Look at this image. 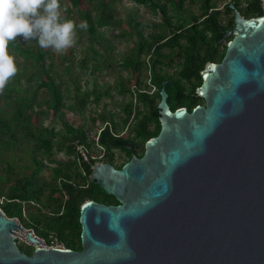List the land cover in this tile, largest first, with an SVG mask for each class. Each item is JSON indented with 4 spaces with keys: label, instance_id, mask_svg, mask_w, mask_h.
Instances as JSON below:
<instances>
[{
    "label": "water",
    "instance_id": "1",
    "mask_svg": "<svg viewBox=\"0 0 264 264\" xmlns=\"http://www.w3.org/2000/svg\"><path fill=\"white\" fill-rule=\"evenodd\" d=\"M231 33L202 72L204 104L172 110L164 81L144 154L93 164L91 180L119 204L83 203L82 248L40 247L0 210V264H264V15L236 10Z\"/></svg>",
    "mask_w": 264,
    "mask_h": 264
},
{
    "label": "trees",
    "instance_id": "2",
    "mask_svg": "<svg viewBox=\"0 0 264 264\" xmlns=\"http://www.w3.org/2000/svg\"><path fill=\"white\" fill-rule=\"evenodd\" d=\"M133 1L149 6L154 13L160 11L165 18L166 24L172 30L169 35L162 31L151 33L149 37H146L142 31L138 30L137 26L134 27L135 32L139 35V41L135 46L136 54L127 57L123 64L134 73H139L143 68L149 69L150 80L156 86V92L150 93L144 87L145 84L140 78L137 80L136 84L138 85L134 91L122 82L121 93H129L131 99L124 105L125 116L122 119L121 128L123 129L130 124V133L132 135L129 137L120 135L121 132L115 123L113 114L101 116L105 126L100 129L101 132L97 143L105 149L104 159H101L111 163H114V149H123L129 160L133 154H142L143 152L140 153L138 148L142 146L144 149L146 142L160 132L161 122L159 120L160 110L158 104L161 100L160 92L164 81H167L168 103L172 110L180 107H189L190 110H193L204 102V98L198 93V88L203 83L202 72L208 62L222 61L227 50V44L222 43L220 40L224 37L227 30L234 28L236 10L246 17L264 15L262 0H233L225 5L224 13L231 15L227 23L223 24L220 19L223 11L213 6L212 0H205L202 5L203 11L200 15H193L191 22L186 23L183 20L177 25H173L166 3L163 4L160 0ZM171 1L173 9L177 10L176 4L180 8L183 7L184 0ZM71 2L78 9L83 20L86 19L88 21L89 27L87 30L91 36L96 32L95 23L102 26L109 22L105 15L107 1L101 0L99 2L102 14L96 20L92 17L91 11H83L81 9L82 0H71ZM232 3L236 5L235 8L231 6ZM243 4L244 6H242ZM8 48L19 52L27 59L34 60V65L38 69L29 74V80L37 78V81H39L38 88L45 87L48 90L50 95V98L46 101L48 109L53 110L57 114L64 104L63 92L60 85L56 82L55 75L47 67V51L43 50L42 47L36 50L30 44L25 47L16 39L10 42ZM165 48L171 51L168 53L164 52ZM146 54L151 55L148 62L141 58ZM174 57L181 59L178 63L180 66L178 78H174L163 71L164 67ZM79 89L76 99L80 109L83 110L86 108L91 96L97 92V89L83 92H80ZM4 90H6V97L13 98L12 91L15 88L11 89L10 85L6 84ZM29 90L33 92L32 97L27 94L24 97L17 95L15 99V111L12 120L21 129L13 127L10 120L2 119L0 116L2 132L10 134L12 139L7 145L11 146L16 143L18 140L17 134L22 133L21 136L24 138L37 141L36 154L43 150L44 153L52 156L55 148L54 137L61 136L58 142L59 148L65 150L68 155L73 156V159L63 161L51 159L52 162L57 163V167L53 168L52 173L54 183H40L39 174L45 165L42 159L39 160L36 154L33 155L34 170L31 175L26 174L15 179V182L8 187L6 195L0 189V197L5 196L6 198L4 203H0V207H2L7 216L18 217L25 228L34 229L38 236L49 239L51 234H55L65 243L67 248L80 250L82 248L80 215L83 203L89 199L103 203H119V201L113 195L107 194L100 185L91 180L92 166L101 159H98V155H93L94 153L89 150L92 145L82 128L74 127L66 122L64 131L55 132L54 130H49L50 136L36 133V130L32 128L33 121L29 110L34 108L37 91L33 90L32 87ZM3 91H0V93H3ZM134 94H136L139 103L142 104L141 107L134 106ZM98 97L99 94L96 98ZM39 105L41 106L42 104L40 103ZM41 112L44 111L42 110ZM92 142L95 143L96 139H92ZM78 145L84 146L87 150L89 160H85L82 153L78 151ZM48 186L51 189L50 193L44 197L45 189ZM55 193H59V196L54 197ZM25 204H38L50 210L45 213L41 212L42 214H31L29 218H26L23 214ZM21 249L29 254L32 253L22 247Z\"/></svg>",
    "mask_w": 264,
    "mask_h": 264
},
{
    "label": "rangeland",
    "instance_id": "3",
    "mask_svg": "<svg viewBox=\"0 0 264 264\" xmlns=\"http://www.w3.org/2000/svg\"><path fill=\"white\" fill-rule=\"evenodd\" d=\"M105 1L108 2L105 15L109 19V22L102 26L95 23L96 32L93 36H91L87 29H77V40L72 47L62 52L56 51L51 47L43 48V50L47 51V67L55 75L56 82L60 85L63 92L64 104L57 114L53 110L48 109L46 103L50 98L48 90L45 87L38 88L39 81H37V78L29 80V74L38 69L34 65V60L27 59L12 48H8V50L15 56L18 72L9 79L7 84L10 85L11 89L15 88L12 91L13 98L6 97V90L4 89L3 93H0V116L2 119L10 120L13 127L21 129L12 120L15 111V99L17 95L24 97L27 94L32 97L33 92L29 90L32 87L37 92L34 108L29 110V112L32 115V128L36 130V133L38 135L46 134V136H50L49 130H54L55 132L64 131L66 122H68L74 127L82 128L86 132L88 141L92 145L89 150L94 153L93 155H98V159L99 157L103 158L105 153V149L97 143L101 132L100 129L105 126V122L101 119L102 115L109 116L113 114L115 116V123L121 132L120 135L124 137L132 135L130 133V124L123 129L121 128V122L125 116L124 105L131 99L129 93H121L122 82L134 91L138 85L136 84L137 80L140 78L145 84L144 87L150 93L154 92L149 69L143 68L139 73H134L123 64L127 57L136 54L135 46L139 41V35L135 32L134 27L137 26L138 30L142 31L146 37H149L151 33L162 31H165L169 35L172 30L166 24L161 12L154 13L147 5L136 3L133 0ZM232 1L212 0L213 6L223 11L220 16L223 24L227 23L231 15L224 13L225 5ZM99 2L101 0H82L81 9L83 11H91L92 17L96 20L102 14ZM160 2L168 5L171 21L173 25H177L183 20L186 23L191 22L193 15H200L203 11L202 5L205 0H184L183 7L180 8L176 4L177 10L173 9L171 0H160ZM61 6L65 17L75 20L77 24L83 20V17L71 0H61ZM138 23L140 24L137 25ZM232 37L233 33L226 37L223 43L228 45ZM16 40L25 47L30 44L36 50L40 48L36 39L25 40L21 36L17 37ZM170 51L168 48L164 49V52L168 53ZM172 53L174 54L173 51ZM150 56L146 54L141 58L148 62ZM179 61L181 59L174 57L164 67L163 71L174 78H178ZM78 88H80V92L97 89V92L91 96L90 101L83 110L80 109L76 99ZM98 94L99 97L96 98ZM133 102L135 107L142 106L137 100L136 94H134ZM40 103L42 104L41 106L39 105ZM21 134H17L18 140L16 143L8 146L7 143L12 140L10 134L3 133L0 128V189L4 191V194L8 190V187L15 182V179L26 174L31 175L34 170L32 159L33 155L36 154L37 141L34 139L28 140L21 136ZM60 139L61 136L54 137L55 148L52 156L44 153L43 150H40L36 154L37 158L39 160L42 159L45 165L39 174L40 183H54L52 173L53 168L57 167V163L52 162L51 159H56V161L73 159V156L68 155L65 150L59 148L58 142ZM92 139H96V142L93 143ZM77 149L80 152H87L82 145H78ZM138 149L142 153L145 148L143 149L141 146ZM113 153V164L115 166H120L128 161V156L123 149H114ZM50 190L48 186L45 189L44 197L49 195ZM57 196H59V193L54 194V197ZM1 197L4 198L5 196ZM50 207L52 206L50 205ZM49 210L38 204H25L23 214L26 218H29L31 214L37 215L41 212H49ZM17 240L24 250L34 251L35 247L29 244L26 239L17 237Z\"/></svg>",
    "mask_w": 264,
    "mask_h": 264
},
{
    "label": "clouds",
    "instance_id": "4",
    "mask_svg": "<svg viewBox=\"0 0 264 264\" xmlns=\"http://www.w3.org/2000/svg\"><path fill=\"white\" fill-rule=\"evenodd\" d=\"M88 27L86 19L77 24L65 17L61 0H0V91L18 72L11 41L36 39L40 47L62 52L76 43L77 29Z\"/></svg>",
    "mask_w": 264,
    "mask_h": 264
},
{
    "label": "built area",
    "instance_id": "5",
    "mask_svg": "<svg viewBox=\"0 0 264 264\" xmlns=\"http://www.w3.org/2000/svg\"><path fill=\"white\" fill-rule=\"evenodd\" d=\"M262 2H263V7H264V0H262ZM153 87H154V91H155L156 87L155 86H153ZM81 153H82V155H83L85 160H89V155H88V153L86 151H84V152L81 151ZM101 158L102 157H99V159H101ZM5 201H6L5 197L4 198L0 197V203L1 204L4 203ZM0 210L3 211L2 207H0ZM38 237H40V236H38ZM40 239H41V243L38 245L40 247H45V248H48V247L67 248L65 243L58 237V235L51 234L49 239H45L43 237H40Z\"/></svg>",
    "mask_w": 264,
    "mask_h": 264
},
{
    "label": "flooded vegetation",
    "instance_id": "6",
    "mask_svg": "<svg viewBox=\"0 0 264 264\" xmlns=\"http://www.w3.org/2000/svg\"><path fill=\"white\" fill-rule=\"evenodd\" d=\"M229 19V18H228ZM228 21V20H227ZM229 30H232V28H230ZM229 30H227V31H229ZM232 34V33H231ZM230 35V34H229ZM228 35V36H229ZM228 36H225L224 35V37L220 40L222 43H223V40L226 38V37H228ZM233 37H234V34H233ZM232 37V38H233ZM153 86H155V85H153ZM156 87V86H155ZM153 93V92H152ZM205 103V99H204V102L202 103V104H204ZM201 104V105H202ZM189 111H191L190 109H189V107H186ZM133 150H134V148H133ZM144 151H145V149H144ZM144 151H143V153L142 154H140V155H138V156H142L143 154H144ZM103 161V160H102ZM105 162H108V161H105ZM117 168H120L121 166H116ZM6 199V198H5ZM100 202V201H99ZM103 203V202H102ZM106 204H110V205H118L119 203H108V202H105ZM19 247H20V249H21V245H19ZM22 250V249H21ZM23 251V250H22ZM24 252H26V251H24Z\"/></svg>",
    "mask_w": 264,
    "mask_h": 264
},
{
    "label": "bare ground",
    "instance_id": "7",
    "mask_svg": "<svg viewBox=\"0 0 264 264\" xmlns=\"http://www.w3.org/2000/svg\"><path fill=\"white\" fill-rule=\"evenodd\" d=\"M19 222V221H18ZM24 230V229H23ZM25 231H27V230H25ZM16 237H18V238H23L22 236H20V235H18V234H16ZM23 239H25V238H23Z\"/></svg>",
    "mask_w": 264,
    "mask_h": 264
}]
</instances>
